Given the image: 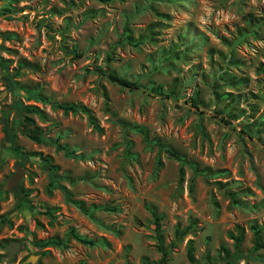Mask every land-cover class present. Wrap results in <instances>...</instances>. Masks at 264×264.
Here are the masks:
<instances>
[{
	"label": "rangeland",
	"instance_id": "obj_1",
	"mask_svg": "<svg viewBox=\"0 0 264 264\" xmlns=\"http://www.w3.org/2000/svg\"><path fill=\"white\" fill-rule=\"evenodd\" d=\"M1 71L0 264H264V0H0Z\"/></svg>",
	"mask_w": 264,
	"mask_h": 264
},
{
	"label": "trees",
	"instance_id": "obj_2",
	"mask_svg": "<svg viewBox=\"0 0 264 264\" xmlns=\"http://www.w3.org/2000/svg\"><path fill=\"white\" fill-rule=\"evenodd\" d=\"M97 71L100 74L104 75L110 82H113V83H115V84H117V85H119L121 87L130 89V90L144 91V88L139 83H137L136 81H133V80H130L128 78L116 75L115 73H113L111 71H107V70L102 69V68H98ZM12 75H13V73L10 74L7 71H1L0 72L1 82H2V84L4 86V88L6 89V91H9V92H12L14 90V88H15V81L12 79ZM183 101L185 103H187L194 111L199 112V113H204L205 112L202 108H200V104H199L198 100L195 97L188 96ZM59 107L64 112H66V111L74 112L75 109H76V107L74 105H72V104H60ZM11 109L14 110V114L16 115L20 111L27 110L28 107L24 106L20 100L15 99L10 104H8L6 106H3L1 108L0 123H1V126H2V130L4 132L5 140H6V142H8L10 144L13 142V138H14V134H12V132H11V128H12V126L14 124V119L11 118L9 120L7 118V113ZM207 113H209L213 117H216L219 121H221L223 123H228L230 121L229 118L225 114H222V113H220L217 110H209ZM242 132H243V130H242ZM25 135L28 138H30V139H32V140H34L36 142L41 141V135L38 132H36V131H33V130L32 131H26ZM246 135L248 137H251L247 133H246ZM47 169L50 171V167H47ZM1 192L2 191L0 190V193ZM74 236L77 237L75 234H74ZM78 240L81 241L82 243H85V244H88V245H92L93 244V240H90V239L78 238ZM234 240H235V244L237 245L239 238L237 236H235ZM262 247H264V239L260 241L258 238H256L254 240L252 250L254 251V250L262 248ZM161 254H162V257L160 258L159 264H163V262L165 261V254L166 253L164 251H161ZM242 257L255 258V259H259V260L264 262V257H261L259 255L250 256V255L242 254V253H239V252L235 253L232 256V259H237V258H242Z\"/></svg>",
	"mask_w": 264,
	"mask_h": 264
},
{
	"label": "water",
	"instance_id": "obj_3",
	"mask_svg": "<svg viewBox=\"0 0 264 264\" xmlns=\"http://www.w3.org/2000/svg\"><path fill=\"white\" fill-rule=\"evenodd\" d=\"M14 172H12L3 182L1 188L4 191L13 190L19 183L23 174V167L20 164L14 165ZM6 254L3 256L4 260H11L14 254L19 251L22 247V244L18 240H11L5 244ZM37 258V254H28L23 262L32 264Z\"/></svg>",
	"mask_w": 264,
	"mask_h": 264
}]
</instances>
